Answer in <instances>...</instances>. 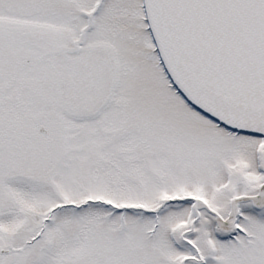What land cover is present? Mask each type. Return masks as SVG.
I'll use <instances>...</instances> for the list:
<instances>
[{"label": "snow or ice", "instance_id": "obj_1", "mask_svg": "<svg viewBox=\"0 0 264 264\" xmlns=\"http://www.w3.org/2000/svg\"><path fill=\"white\" fill-rule=\"evenodd\" d=\"M0 264H264V0H0Z\"/></svg>", "mask_w": 264, "mask_h": 264}]
</instances>
